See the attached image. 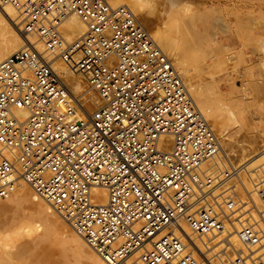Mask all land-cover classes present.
<instances>
[{
  "label": "built area",
  "instance_id": "built-area-1",
  "mask_svg": "<svg viewBox=\"0 0 264 264\" xmlns=\"http://www.w3.org/2000/svg\"><path fill=\"white\" fill-rule=\"evenodd\" d=\"M5 5L28 43L0 62V199L24 180L108 264L136 252L139 264H204L182 222L201 237L234 231L243 247L232 264H264V210L251 201L264 203V163L251 191L246 162L212 163L220 137L138 15L110 0ZM72 16L86 32L70 40ZM59 59L87 79L95 109L54 67Z\"/></svg>",
  "mask_w": 264,
  "mask_h": 264
},
{
  "label": "rangeland",
  "instance_id": "rangeland-1",
  "mask_svg": "<svg viewBox=\"0 0 264 264\" xmlns=\"http://www.w3.org/2000/svg\"><path fill=\"white\" fill-rule=\"evenodd\" d=\"M151 1L145 5L146 7L141 8L142 12L137 15L150 32L158 25L178 46L185 64L196 78L198 87L204 89L210 97V106L214 110V115L208 122L214 125L221 145L223 140L230 143L228 145L230 153H240L245 144L258 147L259 153L253 158L247 156L239 160L229 159L223 146L220 157L212 162L215 166L221 167L227 166L229 161L236 164L246 162L250 166L242 174V180L251 191L250 176L261 163H264V0ZM16 16H18L17 11ZM17 20L16 29L18 28V32L21 33L19 17ZM32 38L30 36L32 41L37 40L35 37ZM61 62L60 59L57 60L54 67L64 77L66 73L60 69ZM175 65L178 66L177 63ZM177 69L179 71V68ZM70 73L73 75L69 77L72 81L65 77L73 91V87L77 84L74 80L78 76L79 79L81 78L78 91H74L76 96L79 94V99L86 101L85 95H95L83 75L76 71V76L73 71ZM86 104L88 110H93L98 105L96 100H87ZM256 158L260 159L252 165ZM29 187L31 185L28 187L26 185L27 189H31L30 192L28 191L29 194L17 197L15 189L9 197L0 199V263L5 258L11 256L15 258L14 256L17 255L21 260L19 264H30V261L36 264H61V259H67L72 264H94L89 254L90 249L82 251L71 247L63 250L61 240L55 235L45 239L36 237L38 235L36 233H39L36 230L41 229L40 223L45 220L46 214L37 200L41 197H29L31 191L34 192V189ZM43 201L50 205L44 199ZM251 201L255 207L264 210V203L257 194H254V199ZM57 215L61 216L59 213ZM60 218L66 221L62 216ZM188 232L202 238L190 228ZM229 234L203 236V238H212L210 242L216 243ZM236 238L238 239L237 235ZM238 242L239 245L234 244V246L241 249L243 246L239 239ZM227 250L226 243L220 242L207 252L204 251L202 258L212 255L218 261L220 257L227 258L225 253ZM227 252L235 259L236 252L233 253V248ZM134 257L131 261L136 264L137 256Z\"/></svg>",
  "mask_w": 264,
  "mask_h": 264
},
{
  "label": "bare ground",
  "instance_id": "bare-ground-1",
  "mask_svg": "<svg viewBox=\"0 0 264 264\" xmlns=\"http://www.w3.org/2000/svg\"><path fill=\"white\" fill-rule=\"evenodd\" d=\"M150 1L151 0H111V3L114 6L127 4L137 14V13L142 12L143 9L141 10V8H143ZM17 18H18V16H16V10L12 6H8V5L0 6V33H2V34H0L1 35V38H0V62L4 58H6L8 55H10V54L14 53L15 51L25 47V45L28 43V41L26 39V36H24L23 33L18 32V28L16 29V24H18V20L16 21ZM64 27L68 31V39H70V40L73 39V38L80 37L86 32L85 24L77 16L70 17L65 22ZM19 29H20V27H19ZM151 33L153 34L154 38L158 41V43L161 45V47L170 55V57L172 58L174 64L175 63L178 64V66L176 68H179V72L181 73L183 79L185 80L191 96L193 97L194 101L196 102V104L198 105L199 109L201 110V112L204 114L205 118L208 121L210 119V117L212 115H214V110L210 106V97H209L208 93L204 89L198 87L197 82L195 81L196 78H195L193 72L190 70V68L187 67L188 65L185 64V61L183 60V57H182L183 55H181V53H180V51L178 49V46L175 44V42L172 39V37H170L168 35L166 36L164 34V32L162 31V28L158 27V25H157L156 28L151 30ZM30 36L34 38V36H32V35H29V38H30ZM35 41L37 42V47L39 49H43V44L41 43V41H39V40H35ZM60 64H62V66H60V69L66 73L65 76H67L68 80H70L69 77L73 76V75H70L71 71H73L74 74H75L74 76H76L75 67L72 68V66H75V65H73L72 62L71 63L61 62ZM78 75L79 74H77V76ZM78 77H76L77 79L74 80L77 83L73 87L74 91L75 90L78 91V89H79V87L81 85L80 84V79L81 78L79 79ZM73 78H75V77H73ZM70 81H72V80H70ZM71 89H72V87H71ZM89 90H90V88H89ZM92 96L93 95H88V96L85 95L84 97H85V99L87 101V100H90L92 98ZM91 101H95V99H93ZM96 104H97V102H96ZM87 105L88 104H86V106ZM18 112L21 113V114L23 113V114L27 115V113H26V111L24 109H19ZM212 127L214 128V125H212ZM229 144L230 143H228L226 140H223L222 147L224 146V149L226 150L225 154H227L229 159H232V158L237 159L238 158L239 160H242V159L246 158L247 156H250V158L251 157L253 158L254 155H257L259 153V152H257L258 151L257 150L258 147H254V145H248V144L243 145L242 151H240V153H235V152L230 153L228 151L229 150L228 149V147H229L228 145ZM263 157H264V155H263ZM260 158H256V160L252 163V165L257 160H259ZM19 183H20V185H18ZM26 185H27V187L29 186V184L27 182H24L23 180H20L17 183V185H16L17 188H15L16 189L15 192H16V196L17 197H21V196L25 195L26 193L29 194L31 189L30 190L27 189ZM29 188H31V187H29ZM95 194L97 196H101L102 197L101 198V200H102L101 202L102 203L106 202L108 193H107V190L105 188H102V187L95 188ZM29 197H35L36 198V197H40V196L35 191L34 192L31 191V196H29ZM37 200L39 201V203H41V206H43V210H44L46 216H45V220L42 223L39 222L41 229L36 230V231H39V233H36V234H38L36 237H38L39 239H45V238H47L49 236H52V235L54 236L55 235V237H58L59 240H61V248L63 250L69 249L71 247L79 249V250H82V251H89L88 249H90L91 252H89V254H90V257L93 260L94 264H108L107 260L105 258H103L99 253L94 252L93 250H91L92 248H90V246L88 245L86 240L81 235H79V233H77V231L72 227V225H70V223L62 220L60 218L61 216L59 217L57 215V213L52 209V207H50V205L45 204L46 202L44 203L42 197L38 198ZM182 226H183L185 234H186V236L188 238V244L193 247V252H194V254L196 255L197 258L201 259V261L205 260V262H203L204 264H225V261L227 262L226 264H232V261L234 260V257L230 256V253H228L227 251H229L230 248H233V253L234 252L237 253L238 250H239V248L235 247V246L239 245L238 244L239 243L238 242L239 237L237 236L238 239L236 238L237 234L234 231H230L229 232L230 234L228 233L229 234L228 236H225L222 239H220L219 241H217L216 243H213L212 241L210 242V239H212V238H209V239H206V238H203V237L202 238H198V237L192 235L191 232H188L189 226H188L187 223L182 222ZM6 230H10V229H6ZM231 234H233V235L230 238ZM33 235H35V234H33ZM32 238L35 239L34 237H32ZM220 242H225L226 246H228V250L225 251L227 258H225L223 256L222 258L220 257V260H218V261L215 260L212 255H209V257L206 256V258H202V253L204 254L205 252H207L208 250L212 249L215 245H217ZM234 244H235V246H234ZM221 245H222V243L220 244V246ZM241 245H242V243H241ZM204 247H206L207 249H205ZM9 251L11 252V250H9ZM136 254H138V255H136ZM135 255L137 256L135 262H136V264H139V260H138L139 252H136L135 254H133L132 258ZM14 257L15 258H13V256H11L10 258H7V259L5 258L0 264H19L20 261H21L19 256L17 257V255H16ZM131 259L129 260V263L130 264H134V261H131ZM208 259H209V261H208ZM61 260H62L61 264H72L67 259H64V260L61 259ZM30 262H31L30 264H32V263L34 264L35 263L33 261H30ZM38 264H40V263H38ZM42 264H44V263H42Z\"/></svg>",
  "mask_w": 264,
  "mask_h": 264
}]
</instances>
